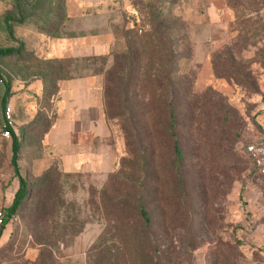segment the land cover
<instances>
[{
  "label": "rangeland",
  "instance_id": "obj_1",
  "mask_svg": "<svg viewBox=\"0 0 264 264\" xmlns=\"http://www.w3.org/2000/svg\"><path fill=\"white\" fill-rule=\"evenodd\" d=\"M69 2L0 0V47L18 50L0 57V210L19 187L1 131L7 83L29 185L0 264H264V170L245 151L264 154V0H108L81 11L102 13L90 24L114 35L113 56L77 61L43 43ZM73 65L101 77L112 135L90 142L115 154L106 173L65 174L49 142Z\"/></svg>",
  "mask_w": 264,
  "mask_h": 264
},
{
  "label": "crops",
  "instance_id": "obj_2",
  "mask_svg": "<svg viewBox=\"0 0 264 264\" xmlns=\"http://www.w3.org/2000/svg\"><path fill=\"white\" fill-rule=\"evenodd\" d=\"M110 4L108 0H70V15L63 23L61 34L43 38L44 48L51 52L52 58L65 57L76 61L103 55L113 56L111 46L114 44V35L102 39L94 33L98 25L92 27L90 24L98 20L102 13L81 11L102 6L108 8ZM81 21L85 26H82ZM36 39L42 40L38 35ZM100 78L91 66L78 73L73 65L70 72L59 80L57 96L60 116L51 126L48 138L65 174L106 173L116 162V156L109 147L90 142L92 137L97 140L112 135L104 115L103 84Z\"/></svg>",
  "mask_w": 264,
  "mask_h": 264
},
{
  "label": "trees",
  "instance_id": "obj_3",
  "mask_svg": "<svg viewBox=\"0 0 264 264\" xmlns=\"http://www.w3.org/2000/svg\"><path fill=\"white\" fill-rule=\"evenodd\" d=\"M145 9L146 10H145L144 14H146V16H147V23L152 26L153 32L158 31L160 29V27L163 25V22L158 20L159 14L156 13V9H153L151 6H147ZM5 22H6V29H7L8 34L13 37L14 36L13 35V28L9 24V19L6 18ZM17 52H18V50L13 48V47H0V57L15 54ZM0 78L2 79L1 72H0ZM9 86H10L9 83H7L5 93L3 95V100H2L3 106L5 108L7 106V99L9 97ZM11 137H12L11 164L13 167L14 176L18 179L19 187H18L17 191L15 192V195H14V198H13L11 205L9 207H7L6 209L2 210L3 214H4V218H3L2 224L0 225V236H1L3 229L5 228V225L9 222L11 217L14 216L18 212V210L20 209L24 199L27 197V195L29 193L28 182L25 179V177L21 174L20 166L18 163L20 141H19V139L15 133V129L11 130ZM174 148H175L176 153L179 154V146L177 143L175 144ZM141 215L143 217H146L145 210H143V209L141 210Z\"/></svg>",
  "mask_w": 264,
  "mask_h": 264
},
{
  "label": "built area",
  "instance_id": "obj_4",
  "mask_svg": "<svg viewBox=\"0 0 264 264\" xmlns=\"http://www.w3.org/2000/svg\"><path fill=\"white\" fill-rule=\"evenodd\" d=\"M15 128V118L11 106L7 105L3 115V123L1 131L4 137H11V130ZM245 151L253 159L254 163L264 170V154L263 150L257 143H248ZM4 214L0 210V225L3 222Z\"/></svg>",
  "mask_w": 264,
  "mask_h": 264
}]
</instances>
